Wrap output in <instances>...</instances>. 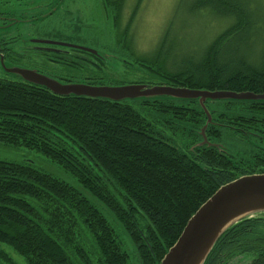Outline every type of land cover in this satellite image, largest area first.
<instances>
[{
	"label": "trees",
	"instance_id": "1",
	"mask_svg": "<svg viewBox=\"0 0 264 264\" xmlns=\"http://www.w3.org/2000/svg\"><path fill=\"white\" fill-rule=\"evenodd\" d=\"M202 10L234 23L195 55L174 56L176 43L165 38L154 56L130 54L124 63L159 82L147 85L264 94V56L252 43L260 21L248 2L199 0L193 13ZM102 80L90 84L107 85ZM205 106L208 125L197 100L58 96L0 78V145L33 151L65 177L0 160V264H18L13 255L25 264H131L102 209L139 264H161L221 187L264 174V101ZM237 254L264 264V217L227 230L204 264Z\"/></svg>",
	"mask_w": 264,
	"mask_h": 264
},
{
	"label": "rangeland",
	"instance_id": "2",
	"mask_svg": "<svg viewBox=\"0 0 264 264\" xmlns=\"http://www.w3.org/2000/svg\"><path fill=\"white\" fill-rule=\"evenodd\" d=\"M246 1L255 12V18L260 21L258 26L261 30L252 43H254V51L262 57L264 56V0ZM198 3L199 0H124L118 12L111 14L100 7L102 5L99 0H78L70 7L69 14L60 12L46 17L47 11H34L32 28L29 29V25L23 23H18L13 28H0V78L18 80L15 76L6 73V70L10 69L41 71L38 66L41 58H30V52H25L31 45L27 39L33 37L54 42L66 41L65 43L100 54L101 59H94L93 65L79 63L77 68L59 66L50 68L49 72L58 71L62 76L79 78L92 76L94 79H103L102 81L107 83L106 86H116L110 82L125 83V85L157 84L159 83L157 80L124 63L125 60L130 62V54L143 59L152 57L159 44L167 38L169 47L176 43L174 56H180L183 52L195 55L234 23V19H222L209 10L193 13ZM41 14H45V18L41 19ZM11 37L19 39L17 43L7 47L11 48L14 54L2 53L1 50L6 49L1 44L3 39ZM124 42L125 47L121 45ZM40 73L51 76L46 71ZM0 160L30 164L46 173L65 179L61 171L49 160L25 148L0 145ZM102 212L124 242L131 264H139L129 238L117 227L105 210L102 209ZM13 258L18 264H25L16 255H13Z\"/></svg>",
	"mask_w": 264,
	"mask_h": 264
},
{
	"label": "water",
	"instance_id": "3",
	"mask_svg": "<svg viewBox=\"0 0 264 264\" xmlns=\"http://www.w3.org/2000/svg\"><path fill=\"white\" fill-rule=\"evenodd\" d=\"M96 54V51L65 43L41 41ZM22 81L43 87L58 96H76L105 99L113 102L153 100H197L208 117L207 101H264V94L209 92L162 85L131 84L122 86L92 85L86 82L64 83L38 71L6 70ZM207 125L202 131L205 136ZM206 142V139H205ZM254 217H264V174L242 177L221 187L189 220L176 244L169 250L161 264H204L220 237L239 222Z\"/></svg>",
	"mask_w": 264,
	"mask_h": 264
},
{
	"label": "flooded vegetation",
	"instance_id": "4",
	"mask_svg": "<svg viewBox=\"0 0 264 264\" xmlns=\"http://www.w3.org/2000/svg\"><path fill=\"white\" fill-rule=\"evenodd\" d=\"M78 0H0V28H13L18 23L28 24V28H32V21L34 20V11L45 12L47 16H53L55 13H71L70 7L74 6ZM101 8L106 12L113 14L123 5L124 0H99ZM139 7V6H138ZM117 9V10H116ZM45 14H41L45 18ZM113 17V15H112ZM39 21V20H38ZM19 39L17 37H11L3 39L2 46L6 47L5 50H1L2 53L14 54V51L7 48L9 45L17 43ZM27 41L31 44L26 48L25 52H30V58L40 57L41 62L38 66L39 70L48 72L54 79L62 81L64 83L81 82L94 83L95 79L92 76H85L83 78L75 76H62L58 71L49 72L50 68H57L59 66L78 67L79 63L87 65H93L94 59L99 60L100 54H92L86 51L77 50L73 48L47 45L39 43L41 41H47L46 39H35L33 37L28 38ZM54 42V41H52ZM66 42V41H65ZM61 40L59 43H65ZM68 44V43H65ZM71 45V44H69ZM91 58H89V57ZM43 66V67H42ZM45 66V68H44ZM92 67V66H91ZM263 175V174H260ZM254 176V175H253ZM223 258L227 257L226 254L222 255ZM254 255H240L237 254L232 261H224L222 264H253Z\"/></svg>",
	"mask_w": 264,
	"mask_h": 264
}]
</instances>
